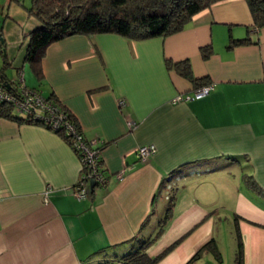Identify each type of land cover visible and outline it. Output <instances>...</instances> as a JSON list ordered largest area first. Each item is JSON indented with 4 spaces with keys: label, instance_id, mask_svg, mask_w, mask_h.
Returning <instances> with one entry per match:
<instances>
[{
    "label": "crops",
    "instance_id": "0c3cea01",
    "mask_svg": "<svg viewBox=\"0 0 264 264\" xmlns=\"http://www.w3.org/2000/svg\"><path fill=\"white\" fill-rule=\"evenodd\" d=\"M30 5L0 0L1 72H23L27 86L53 93L99 148L108 179L77 199L81 162L68 141L0 117V264H123L146 239L150 257L179 239L155 264H184L213 237L210 206L227 198L237 208L242 264H264V27L252 25L246 1L218 0L166 36L62 37L46 47L40 78L24 59L26 34L39 25ZM246 36L252 43L227 47ZM166 59H188L212 88L192 96V83ZM142 144L156 146L145 161ZM239 167L262 200L234 183Z\"/></svg>",
    "mask_w": 264,
    "mask_h": 264
},
{
    "label": "trees",
    "instance_id": "16d2710c",
    "mask_svg": "<svg viewBox=\"0 0 264 264\" xmlns=\"http://www.w3.org/2000/svg\"><path fill=\"white\" fill-rule=\"evenodd\" d=\"M216 1L218 0H31L28 12L39 21V25L26 34L28 40L24 59L31 66L35 76L40 78L42 76L40 62L46 47L62 37L72 34L89 36L96 33H116L131 39L166 36L183 29L192 15ZM245 1L252 17V25L258 29L264 27V0ZM250 43L252 41L248 36L232 38L227 47ZM200 50L204 59L208 58L212 52L210 45L202 46ZM166 66L174 69L180 76L190 81L194 90L210 84L209 76L196 77L193 74L188 59L176 61L166 59ZM0 75L4 80H10L1 72V69ZM46 97L65 109L68 118L80 128L75 116L59 102L53 93ZM0 117L17 122L41 124L50 129V126L42 121L31 119V117L14 110L12 105L5 101L0 102ZM54 132L63 136L71 146V138L65 134L62 128L54 129ZM98 168L106 181L104 183L95 182L94 184L104 187L108 175L102 168L100 155L98 156ZM167 198L168 208L159 224L156 236L162 231L164 224L170 217L174 196L171 194ZM236 234L238 239L236 264H242L243 242L239 229L236 230ZM179 241V239L176 240L158 255L150 257L145 249L150 244L151 239L142 240L136 250L123 255L120 259L123 264H155ZM205 252H211L216 259H220V252L213 237L196 249L184 264H208L206 261L197 263Z\"/></svg>",
    "mask_w": 264,
    "mask_h": 264
},
{
    "label": "built area",
    "instance_id": "2783aa9c",
    "mask_svg": "<svg viewBox=\"0 0 264 264\" xmlns=\"http://www.w3.org/2000/svg\"><path fill=\"white\" fill-rule=\"evenodd\" d=\"M211 88V83L203 85L195 89L192 96L200 97ZM189 98H191L189 94L177 95L173 98V101ZM4 101L10 103L14 110L49 125L51 130L62 128L65 134L70 136L71 147L81 162V175L74 191L77 199H81L86 195L91 180L94 183H104L106 181L98 168V147H93L84 138L82 130L68 118L65 109L52 102L38 88L27 86L24 83L22 73H19L17 79L8 81L0 75V102ZM155 151L156 146L154 144H142L137 148V155L140 161H145Z\"/></svg>",
    "mask_w": 264,
    "mask_h": 264
},
{
    "label": "rangeland",
    "instance_id": "374dc122",
    "mask_svg": "<svg viewBox=\"0 0 264 264\" xmlns=\"http://www.w3.org/2000/svg\"><path fill=\"white\" fill-rule=\"evenodd\" d=\"M29 70L28 67H26ZM25 69V70H26ZM12 69H8L10 79H17L18 73L10 72ZM26 70V73L28 71ZM21 73V72H20ZM23 76V72H22ZM235 184L237 180V186L241 188L250 197H255V201L262 200V197L252 193L244 183V173H246L243 167L236 169ZM248 174V173H247ZM235 186V185H233ZM231 199H226L224 202L220 200L217 205L210 206L214 214V225H213V237L216 241L218 250L220 252V259H216L211 252H205L197 263L208 261V264H235L236 263V250H237V234L236 230L239 227L237 208L234 202L229 203Z\"/></svg>",
    "mask_w": 264,
    "mask_h": 264
},
{
    "label": "water",
    "instance_id": "95a60500",
    "mask_svg": "<svg viewBox=\"0 0 264 264\" xmlns=\"http://www.w3.org/2000/svg\"><path fill=\"white\" fill-rule=\"evenodd\" d=\"M8 86V84H6ZM90 187H92L94 185V182L91 180L89 183Z\"/></svg>",
    "mask_w": 264,
    "mask_h": 264
}]
</instances>
